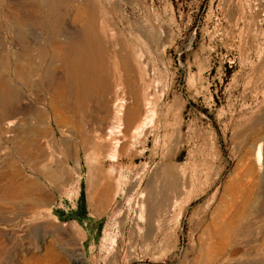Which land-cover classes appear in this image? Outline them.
<instances>
[{"label": "rangeland", "instance_id": "obj_1", "mask_svg": "<svg viewBox=\"0 0 264 264\" xmlns=\"http://www.w3.org/2000/svg\"><path fill=\"white\" fill-rule=\"evenodd\" d=\"M0 195V264H264V0H0Z\"/></svg>", "mask_w": 264, "mask_h": 264}, {"label": "bare ground", "instance_id": "obj_2", "mask_svg": "<svg viewBox=\"0 0 264 264\" xmlns=\"http://www.w3.org/2000/svg\"><path fill=\"white\" fill-rule=\"evenodd\" d=\"M90 32V31H89ZM92 32H94V31H92ZM91 34V33H90ZM93 35V34H92ZM95 35V34H94ZM62 40V39H61ZM86 40H88V39H86ZM93 41H95V40H93ZM86 42V41H85ZM56 44V43H55ZM62 45V44H61ZM85 45V44H84ZM101 45V44H100ZM63 46V45H62ZM80 46H82V45H80ZM91 47V46H90ZM93 47V46H92ZM58 49V48H57ZM91 52V51H90ZM94 52V51H93ZM96 53H98V52H96ZM92 54V53H91ZM91 54H89V52L86 50V47H83L82 46V49L80 50V54H79V58L77 59V63H78V66H79V68H81L82 70H81V75H82V77L84 78V80L83 81H85V80H87V79H89V73H90V71L89 70H87V71H85V69H90V67L92 66V65H94L93 63H94V60H93V58L91 57L92 55ZM95 55H97V54H95ZM98 56V55H97ZM96 56V57H97ZM75 58V57H74ZM76 60V59H75ZM79 72V71H78ZM82 80H81V82H83ZM86 82V81H85ZM17 105V104H16ZM14 121V120H13ZM12 122V121H11ZM15 123V122H14ZM18 187H19V184H18ZM21 187H22V185H21ZM17 188V187H16ZM20 188V187H19ZM19 188H17V189H19ZM11 191V190H10ZM9 191V192H10ZM3 193V192H2ZM28 192L27 191H25V190H14V191H11V193H8V201H11V202H15L16 200L17 201H19L18 199H19V197H21V198H27L28 197V194H27ZM31 193V192H30ZM33 193V192H32ZM6 194V193H5ZM0 196H2V195H0ZM31 196V195H30ZM5 197V196H4ZM7 197V196H6ZM18 198V199H17ZM1 199V198H0ZM31 199V198H30ZM23 200V199H22ZM22 200H20V201H22ZM25 200V199H24ZM26 201H28V200H26ZM10 202V203H11ZM9 203V204H10ZM16 203V202H15ZM233 203V202H232ZM235 203V202H234ZM27 205H28V203H27ZM232 205V204H231ZM12 207H13V205H12ZM16 207V206H15ZM25 207V206H24ZM28 208H31V207H28ZM35 208V207H34ZM6 209V208H5ZM25 211V210H24ZM27 211V210H26ZM28 211H30V210H28ZM26 213V212H25ZM25 213H23V214H25ZM20 217V216H19ZM26 219V218H25ZM24 219V220H25ZM231 225V224H230Z\"/></svg>", "mask_w": 264, "mask_h": 264}]
</instances>
